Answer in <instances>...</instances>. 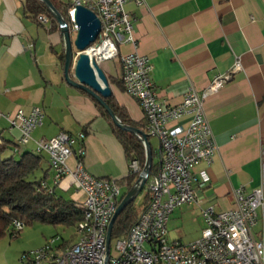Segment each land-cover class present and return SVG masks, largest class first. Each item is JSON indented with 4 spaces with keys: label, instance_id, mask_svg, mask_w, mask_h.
<instances>
[{
    "label": "crops",
    "instance_id": "0c3cea01",
    "mask_svg": "<svg viewBox=\"0 0 264 264\" xmlns=\"http://www.w3.org/2000/svg\"><path fill=\"white\" fill-rule=\"evenodd\" d=\"M125 8L135 18V42L120 43V53L138 52L150 58L155 90L159 99L169 104H179L191 88L202 91L217 74L233 67L236 56L240 57L242 68L205 101L217 152L210 166L202 162L196 172L207 168L211 180L196 185L194 203L178 206L199 211L204 222L202 209L210 205L217 210L230 209L234 206V188L243 186L251 191L262 181L264 0H145L142 5L128 1ZM62 52L64 39L52 21L42 22L26 13L23 0H0V111L13 114L21 107L28 112L39 105L45 113L43 125L24 145L18 144L20 129L0 116V139L18 144L20 152H37V139L51 138L61 130L84 132L86 168L97 177L119 180L130 189V160L114 131L113 120L102 113L94 97L66 81ZM101 65L112 88L105 100L131 120L127 124L145 131L143 109L124 88L120 60H103ZM158 150L159 145L157 154ZM42 154L50 179L48 155ZM68 163L74 167L76 158L71 156ZM55 192L79 205L84 198L70 175Z\"/></svg>",
    "mask_w": 264,
    "mask_h": 264
},
{
    "label": "built area",
    "instance_id": "2783aa9c",
    "mask_svg": "<svg viewBox=\"0 0 264 264\" xmlns=\"http://www.w3.org/2000/svg\"><path fill=\"white\" fill-rule=\"evenodd\" d=\"M128 1L137 5L145 2L74 0L69 14L76 31L75 5H85L97 13L102 28L92 45L97 50L96 56L99 61L120 60L124 88L143 109L145 132L158 138V170L154 176L147 177L150 179L146 187L147 205L128 232L117 239V254L112 255L111 244L109 250L107 247L108 230L129 190L127 185L116 179L97 177L86 168L84 132L71 134L61 130L51 138L37 139V152L48 155L52 170V177L42 180L39 190L54 194L63 178L72 176L77 188L84 193L80 204L84 218L75 227L78 236L75 242L68 243L56 235L22 258L28 264H264V162L261 184L251 191L243 186L234 188L232 208L217 210L210 205L202 209L205 225L199 238L183 243L168 237V223L175 208L194 203L196 185L211 180L207 168L196 172L202 162L210 166L217 152L205 101L242 68L240 57L236 56L233 67L217 74L202 91L191 88L179 104H169L159 99L155 90L150 76L153 69L150 58L138 52L120 53V43L135 42V18L125 8ZM38 19L49 22L43 14ZM0 116L7 117L11 127L20 129L18 144L24 145L32 139L34 130L43 125L45 113L41 106L35 105L28 112L21 107L13 114L0 111ZM185 118L187 122L183 123ZM139 136L144 141L143 136ZM71 156L76 158L74 167L68 163ZM129 166L130 172L141 174L139 159H132ZM23 226V222L14 221L15 230Z\"/></svg>",
    "mask_w": 264,
    "mask_h": 264
},
{
    "label": "trees",
    "instance_id": "16d2710c",
    "mask_svg": "<svg viewBox=\"0 0 264 264\" xmlns=\"http://www.w3.org/2000/svg\"><path fill=\"white\" fill-rule=\"evenodd\" d=\"M62 15L70 21L69 10L74 4V0H51ZM24 10L36 18L43 14L52 21L56 28H60L48 7L41 0H23ZM61 62L64 66L65 53L62 52ZM106 102L115 111L117 116L124 123H131L119 108L110 100ZM102 113L111 121V116L99 103ZM114 131L119 140L124 145L129 160L139 159L141 170H143L147 155L144 141L139 134L131 133L116 126L112 121ZM149 136V135H148ZM150 137V136H149ZM17 144L2 139L0 141V236L5 234L11 225L12 235H16L14 221L19 220L24 223L41 221L66 227H76L84 218L83 208L73 199L63 195L48 194L39 190L41 181L48 178V170L43 166L44 155L42 153L25 151L20 152ZM19 147V146H18ZM152 156L154 155L153 147ZM10 151V154L7 152ZM19 154L20 157L16 158ZM158 170V163L152 164L150 176H154ZM41 173L39 176L38 173ZM140 172H129L128 183L130 187L138 179ZM150 179H147L143 188H146ZM147 195V194H146ZM134 202V201H133ZM131 202L123 212L117 217L113 227V237H121L130 229L131 225L138 219L140 213ZM69 242V240H66Z\"/></svg>",
    "mask_w": 264,
    "mask_h": 264
},
{
    "label": "water",
    "instance_id": "95a60500",
    "mask_svg": "<svg viewBox=\"0 0 264 264\" xmlns=\"http://www.w3.org/2000/svg\"><path fill=\"white\" fill-rule=\"evenodd\" d=\"M41 1L45 3L58 22L64 39V77L66 81L70 85L80 88L94 97L99 104L105 108L118 127L127 132L140 134L144 138L147 155L146 163L134 185L124 195L111 220L107 237V247L109 250L113 227L117 217L135 200L139 192L145 186L147 177L151 172L153 164L151 144L148 140V134L144 130L124 123L105 100V98L111 96L112 88L105 70L101 65V61L98 60L95 52H90L102 28L101 20L97 13L85 5H75L73 17L78 28L75 31V37H73L67 19L57 9L53 2L51 0Z\"/></svg>",
    "mask_w": 264,
    "mask_h": 264
},
{
    "label": "rangeland",
    "instance_id": "374dc122",
    "mask_svg": "<svg viewBox=\"0 0 264 264\" xmlns=\"http://www.w3.org/2000/svg\"><path fill=\"white\" fill-rule=\"evenodd\" d=\"M68 21V20H67ZM69 28L75 37V31L73 30L72 19L68 21ZM150 142L153 145V161H158L157 148L159 145L158 138L151 135ZM10 154V151L7 152ZM20 157L19 154L16 158ZM45 161V157L43 162ZM42 172L38 173L40 176ZM146 188H143L134 200V207L137 212L140 213L147 205L148 196L146 195ZM202 217L197 211L193 213L187 206L177 207L171 214L168 230V237L171 241H181L188 243L200 236L203 227ZM13 226L9 230L0 236V264H28L26 260L22 258L23 254L29 253L43 246L47 240H50L56 235H60L61 238L69 240L68 243H73L77 240V232L75 227H66L64 225H56L41 221H34L33 223H26L23 228L16 232L13 236L10 232ZM117 237H113L111 240V254L116 255V242Z\"/></svg>",
    "mask_w": 264,
    "mask_h": 264
},
{
    "label": "bare ground",
    "instance_id": "6f19581e",
    "mask_svg": "<svg viewBox=\"0 0 264 264\" xmlns=\"http://www.w3.org/2000/svg\"><path fill=\"white\" fill-rule=\"evenodd\" d=\"M91 53H97V50H95L94 48L90 50Z\"/></svg>",
    "mask_w": 264,
    "mask_h": 264
}]
</instances>
